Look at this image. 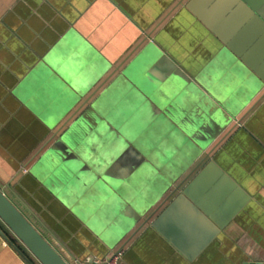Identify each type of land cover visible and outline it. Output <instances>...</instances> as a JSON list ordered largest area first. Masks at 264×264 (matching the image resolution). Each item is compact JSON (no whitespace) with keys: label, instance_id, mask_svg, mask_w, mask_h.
Masks as SVG:
<instances>
[{"label":"crops","instance_id":"1","mask_svg":"<svg viewBox=\"0 0 264 264\" xmlns=\"http://www.w3.org/2000/svg\"><path fill=\"white\" fill-rule=\"evenodd\" d=\"M191 1L0 0V188L72 264L69 247L89 264L122 246L125 264L264 262V81L240 57L264 74V25L235 0H198L193 11ZM249 1L264 15V0ZM72 127L69 139L79 141V152L93 150L99 166L114 165L102 173H111L119 189L99 180L96 188H85L83 170L66 167L74 149L65 143L50 157L62 169L49 171L48 179L67 205H44L33 193L41 191L39 184L27 188L21 180ZM211 159L238 188L199 190L225 227L191 263L150 224L139 227ZM16 188L52 226L78 222L80 228L62 230L67 248L18 199ZM109 189L125 194L119 211L131 210L121 225L132 224L133 205L148 210L101 250L71 209L93 214V191L105 208L93 222L106 230L117 218L109 211ZM182 219L197 227L191 213L178 211L168 219L169 229L177 233ZM0 228L8 236L0 234V264H41L1 220Z\"/></svg>","mask_w":264,"mask_h":264},{"label":"water","instance_id":"2","mask_svg":"<svg viewBox=\"0 0 264 264\" xmlns=\"http://www.w3.org/2000/svg\"><path fill=\"white\" fill-rule=\"evenodd\" d=\"M198 0H192L188 8L192 10L193 5ZM238 4L247 9V11L257 18L258 21L263 22L264 25V15L256 8V6L251 3L249 0H235ZM193 11V10H192ZM198 15V12H197ZM205 25L209 26L212 30L214 28L209 25L207 21L200 18ZM215 31V30H214ZM216 32V31H215ZM217 35L224 40L223 35L217 33ZM237 55L240 56L239 51L233 50ZM249 66L251 70H253L263 81L264 74L258 71V68L254 65H251L249 62L245 60L244 57L240 56ZM126 76L129 75V72L126 70L124 73ZM155 104L160 107V102L154 97L150 98ZM94 107V106H93ZM78 123H74L76 126ZM73 126V127H74ZM72 129H68L67 131H62L57 135L58 139L54 143V148L49 149L45 152V154L40 158L37 163H35L34 167L27 172L26 177L21 180V185H24L28 188V186L34 185L36 183L39 184L40 192H33L36 199H39V203L45 205L47 200H54L60 205L62 208L66 207L65 198L53 191L50 187L53 186L48 179V173H44L42 176L40 174L41 167L47 159H49L55 148L64 147L65 142L69 143L68 138L73 132ZM58 133V132H57ZM70 146H72L70 144ZM210 155L207 153L205 158H208ZM205 161V160H204ZM201 161L200 165L204 162ZM199 165V166H200ZM49 172V171H48ZM194 172V171H193ZM192 172V173H193ZM47 175V176H46ZM111 173L107 176L104 175L103 178L106 182L101 180L103 183H108L112 189L118 190L119 187L115 184L114 178L111 177ZM101 182V183H102ZM184 182L180 183L178 187H175L174 190L169 193L164 201L169 199L174 195L179 189L180 192L175 197V199L160 213V215L152 220L153 216L159 210V207L163 204L162 201L155 209L152 211L147 217L143 218L145 214H147V207L141 208L138 204L133 205L132 214L135 215L136 223L143 218V222L140 225L139 229L144 225L150 224V226L158 231L167 241L175 247V249L183 255V257L189 261L194 262L199 255L204 251V249L211 243L213 239L224 229L225 224L217 220L216 215L210 212L207 204L208 200L204 199L203 196L200 195L199 190L206 189L214 185L216 187H223L225 189H234L238 188L237 184L231 179V177L223 170V168L216 162L215 159L209 160L199 171V173L183 188ZM214 186V187H215ZM54 187V186H53ZM234 187V188H233ZM56 189V188H55ZM31 190V189H28ZM33 190V191H34ZM14 194L18 197V199L24 204V206L31 212L33 216H35L43 227L49 232L61 245L65 246L61 241L62 238V230L69 229V232L74 228H80L78 222L76 220L71 221L69 225L64 224L62 221V225L60 226H52L51 223L47 221V214L42 212L40 209L35 207L31 201L25 200V195L20 192L19 189H13ZM111 189H109V198L117 199V202H122V195H115L112 193ZM48 193V194H46ZM113 195V196H112ZM117 197V198H116ZM52 201V202H54ZM64 207V208H65ZM69 207V206H68ZM132 209V208H131ZM49 212L53 213L54 216H58L52 210L48 208ZM180 211L181 214H185L186 212L191 213L194 216V222L197 227L187 224L188 222L185 219L180 220L178 223L177 233H174L171 229H169L167 225L168 219H171V216L175 215ZM184 211V212H182ZM57 212V211H56ZM72 214L77 218V220L84 225L85 233L90 235V240L93 239L95 241L97 247L99 249L108 250L109 245L112 244L109 238L112 235V229L107 227L106 230L102 229L101 226H97L94 222V215L90 212L83 213L77 207H73L71 209ZM59 213V212H58ZM131 213V210H130ZM187 214V213H186ZM181 219V217H179ZM0 220L5 224V226L9 229V231L17 237L21 241V243L25 246V248L39 261L41 264H72L70 261L62 255V253L57 249V247L49 241V239L38 229V227L15 205V203L11 200V198L0 188ZM64 225V226H63ZM135 224H129L128 227L131 228ZM74 227V228H73ZM104 231H102V230ZM84 231V230H83ZM92 231L95 233L93 234ZM100 235H98V234ZM103 233L105 237L103 236ZM0 234L4 237L8 238L7 234L3 229L0 228ZM66 247V246H65ZM67 248V247H66ZM97 248V249H98ZM70 252L73 260L76 261V264H85L80 258L77 256V252L73 247L67 248ZM20 251V250H19ZM92 260H89L88 263L91 264ZM242 264H264V262L260 261H245Z\"/></svg>","mask_w":264,"mask_h":264},{"label":"rangeland","instance_id":"3","mask_svg":"<svg viewBox=\"0 0 264 264\" xmlns=\"http://www.w3.org/2000/svg\"><path fill=\"white\" fill-rule=\"evenodd\" d=\"M69 138H68L69 144L72 145L71 147H72V149H74V151L71 152L69 157L66 158V163H67L66 167H67V169L83 170L82 171V180L84 181L85 188L88 187V188H90L89 190L94 189V187L96 188L97 186H99V184H97V181L99 180L100 183L102 182V181H100V179L104 176L103 175L104 173H102V172L103 171L105 172V170H106L105 167L108 168V169H109V167H111L112 170H113L114 169V165L109 163V162H104V164L107 165V166H103V167L99 166V163L94 159L95 155L93 154L94 158L92 156V151L93 150H88L89 153L82 154L83 150H81L79 152V150H80L79 148L82 147L81 144L79 143V141L77 143H74L76 141V139L75 138L69 139ZM65 143H67V140H66ZM193 157L194 156H192V158ZM103 159H105V158H103ZM61 164H62L61 161L56 160V157L54 155L51 159L49 158V159H47V161H45L43 163V165L41 167V170H40V174L43 176L45 172L48 173V171L52 172V171H55V170H60V169H62V165ZM186 164H189V162L186 163ZM190 164H191V162H190ZM109 170H111V169H109ZM112 170L110 172H112ZM98 174L100 175V177L97 176ZM102 180L104 182H106L104 180V178H102ZM175 180H176V178L170 177L168 182H169V184H173ZM50 188L53 191H55L56 193H58V191L53 186H51ZM81 194H84V192L81 193ZM88 194H89V196L93 195V196H91L92 198H95V196H96V198L98 200V203H97L96 207H94V209H93V211H94L93 215L96 217L95 219H96L97 223H99L100 218H101L99 209L100 208L101 209H105V208L104 207L102 208V204L99 206L100 199H99V196H97V194H95L93 191L89 192ZM107 195H111V194H107ZM122 196H125V194H122ZM87 198H88L87 195H85V196L83 195V198H82L83 202L88 201L89 198L88 199ZM108 200H109V204L108 205L111 206L109 211H111V213H114V215H115V213L117 215V218L114 219V224H111V226H109V228L112 229V234L114 235L113 237H120L121 235H123L124 233H126L130 229L128 226L126 227L124 225H121V223H119L122 215H125L127 212H126V210L119 211L120 210V206L116 207L117 199L109 198ZM105 203H108V202H105ZM103 211L105 212V210H103ZM129 213L130 212H128L127 214H129ZM109 215L112 216L113 214H109ZM98 218H99V220H98ZM130 222L135 224L136 223L135 222V218H133ZM109 223H112V220H110ZM103 236L105 237L104 233H103Z\"/></svg>","mask_w":264,"mask_h":264},{"label":"built area","instance_id":"4","mask_svg":"<svg viewBox=\"0 0 264 264\" xmlns=\"http://www.w3.org/2000/svg\"><path fill=\"white\" fill-rule=\"evenodd\" d=\"M125 254L124 247H120L114 250L109 256L103 259H95L91 264H125L123 257Z\"/></svg>","mask_w":264,"mask_h":264}]
</instances>
